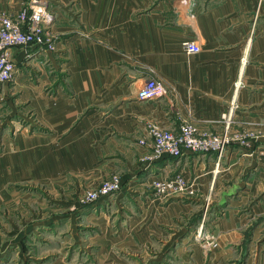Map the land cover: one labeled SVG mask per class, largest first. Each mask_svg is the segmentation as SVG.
Wrapping results in <instances>:
<instances>
[{"label": "crops", "instance_id": "0c3cea01", "mask_svg": "<svg viewBox=\"0 0 264 264\" xmlns=\"http://www.w3.org/2000/svg\"><path fill=\"white\" fill-rule=\"evenodd\" d=\"M28 1L0 0V13ZM47 1L55 48L12 46L15 80L0 81V253L13 248L25 264L30 238L40 241L36 251L53 239L51 263L61 264L83 223L101 263L138 258L146 244L152 254L143 257L158 264H264V0ZM184 40L200 49L185 51ZM151 76L167 95L138 98ZM239 78L233 130L253 133L248 146L230 144L219 160L214 151L145 157L151 148L139 139L150 122L176 129L192 119L221 131ZM178 171L196 195L153 196L151 180ZM113 173L118 191L80 201L83 185ZM208 195L206 225L217 243L205 256L177 213ZM34 202L41 211L31 210Z\"/></svg>", "mask_w": 264, "mask_h": 264}, {"label": "built area", "instance_id": "2783aa9c", "mask_svg": "<svg viewBox=\"0 0 264 264\" xmlns=\"http://www.w3.org/2000/svg\"><path fill=\"white\" fill-rule=\"evenodd\" d=\"M54 15L47 0H29L27 5L18 11L0 13L1 82H13L16 77L17 67L12 58V46L34 43L42 50L55 48V34L50 27ZM183 48L187 52H196L200 45L195 40H184ZM240 85V78L234 81V96L221 113L223 128L219 132L201 128L192 119H183L176 129L165 128L156 122L148 123L146 134L139 139L140 143L151 148V153L145 157L153 159L163 155L181 156L186 151H214L219 160L230 144L248 146L253 133L249 130H233V114L237 107L235 95ZM167 93L168 87L165 83L151 76L147 77L137 90V97L153 99L166 96ZM120 186L119 174L113 173L97 185L83 190L80 200L93 203L101 196L114 194ZM150 186L153 194L163 199L196 194L193 182L189 181L182 171L171 176L154 177Z\"/></svg>", "mask_w": 264, "mask_h": 264}, {"label": "rangeland", "instance_id": "374dc122", "mask_svg": "<svg viewBox=\"0 0 264 264\" xmlns=\"http://www.w3.org/2000/svg\"><path fill=\"white\" fill-rule=\"evenodd\" d=\"M54 42L56 43V37H55ZM51 50H53V49H51ZM19 186L20 185H18V187ZM90 187H93V186L85 187L83 185L81 189L85 190L86 188H90ZM28 188H30L31 192L38 190V191H40V194L42 193V194L46 195L48 193V190L46 189L45 186L39 187L38 185H31L30 184V186ZM192 195H196V194H192ZM192 195H184V196H192ZM153 196H155V195H153ZM39 197H41V196H39ZM155 197L159 198L160 200H164L163 198H160L157 196H155ZM203 199H204L203 200L204 202L202 203L201 207L200 206L196 207V206H198V204H196V202L189 201L190 205H192V207H193V208H191L190 212H188V214L187 213L182 214V212H180V213H177L178 214L177 216H179L178 219L181 220V222H185V223L188 222L189 227H190V231H193L192 232V239L199 242L202 246L203 254L205 256H209L210 252L216 246L217 237H216L214 231L212 229H209L208 225H206V223H208L207 221L209 219H211V217L208 218V213L211 210L210 196L208 195V196H206V198L203 197ZM52 202L53 201H51V200L49 202H47V206H48V203H49V205L52 206L53 205ZM31 207H32L31 210L34 213L37 211H41V207L39 206V204L37 202H34L31 205ZM198 208H200V210H201L199 213L197 211H195V209H198ZM31 210L28 211L29 215L31 213ZM182 215H184L186 218H187V216H190L189 217L190 219H188L189 221L185 220L184 216L180 217ZM82 224H79V227H81V228H78V234H79V238L81 239V241L77 242V243H72V245H69L68 243H66L65 249L61 250V252H63L61 264H158V262H153V259H151V258H148V259L145 258L146 257L145 255H147L149 257V255L152 254L150 249L146 248V244L144 245V248H142V251H140V249H137V252H140L139 255H136L138 258H136L135 255L134 256L131 255L130 254L131 252H129V253L124 254L125 256H123L122 259H120L118 261H113L110 263H101L103 261V258L99 259V261L96 258V252H97V248L95 247L96 243H95V241L92 240V238H90L93 235V230L91 231L89 228L84 227V225H82ZM177 224H178V222H177ZM177 224L175 222V224H173V227H176ZM96 233H99V232L97 231ZM163 233L165 235L166 231H164ZM5 236H7V233L4 234V237ZM65 236H66V233H62L61 237L57 238V239H59L58 241H63ZM30 239L31 240H29V245H25L23 247V251L26 255V258L24 259L25 264H52L51 262L55 261L54 260L55 254H51L50 252L53 251L55 245L57 244V243L55 244V240H53V239L46 240V242L41 245L45 248L40 249L39 251H36L35 246L38 245L40 243V241H39V239L37 240L36 238H30ZM61 239H63V240H61ZM25 242H26V240H25ZM152 243L155 244L156 242L154 240L148 241L147 247H149V244H152ZM114 246H116V247H114ZM114 246H112L111 249L115 251L116 255H118V252H116V250L118 249L117 245L115 244ZM176 246L177 245L174 244V248ZM174 248L172 249L173 250V253H171L172 256L174 254V250H175ZM16 251L13 248H10L9 250H6V253H0V264H21L23 262V260L20 258V256L14 255V253ZM126 251H134V250L127 249ZM54 252H56V250ZM143 256H145V257H143ZM166 256H168V254H166ZM163 264H167V263H163ZM168 264H172V263H168Z\"/></svg>", "mask_w": 264, "mask_h": 264}]
</instances>
